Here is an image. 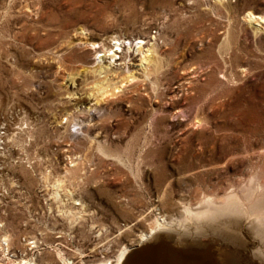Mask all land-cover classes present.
Segmentation results:
<instances>
[{
	"label": "rangeland",
	"instance_id": "1",
	"mask_svg": "<svg viewBox=\"0 0 264 264\" xmlns=\"http://www.w3.org/2000/svg\"><path fill=\"white\" fill-rule=\"evenodd\" d=\"M250 11L264 17V0H0V119L12 133L0 136V263L67 264L58 249L71 264L114 261L157 218L236 193L238 220L213 219L228 229L179 247L264 264L249 210L256 201L264 214V27ZM136 39L153 49L146 69ZM111 51L107 79H135L96 104L104 73L93 69Z\"/></svg>",
	"mask_w": 264,
	"mask_h": 264
},
{
	"label": "bare ground",
	"instance_id": "2",
	"mask_svg": "<svg viewBox=\"0 0 264 264\" xmlns=\"http://www.w3.org/2000/svg\"><path fill=\"white\" fill-rule=\"evenodd\" d=\"M217 1H223V0H217ZM246 18L251 23L252 22L257 23L256 24L257 28H263L264 27V17L263 16H258L255 13L250 11L247 13ZM78 40H80L81 42H84V43L88 42L86 40L85 36H80V38ZM112 40L115 42L116 50H118V51L121 50V52H122L123 48L121 47V44H120L121 39L119 37H114V38H112ZM136 42H137L136 51L141 53V56H140L141 66H143V64H144L145 66L143 67V69H146L147 65H149L152 61L153 49L148 48V49L144 50L143 41L140 39H136ZM96 43L97 42H90V44L92 46H95ZM108 49L110 50V48H108ZM109 58L111 59V62H109V65H104L101 62V55H99L97 57L98 63H97V65H95V68L93 69L94 72H98L99 74L104 73L102 78L100 80H98V82H96L95 86L93 87V91H94V94H95V97L97 100L96 104L99 102V100L104 101V99H107V98L110 99V97L115 96L121 90V88L123 86H125L127 83H129L135 79V75L133 72H127L126 74L121 76V78L116 82H112L111 80H108L107 74L110 70V67L112 66L111 64H112V62H115L117 59L116 51H111ZM67 119L68 118L66 117L65 120H67ZM0 136H1V133H0ZM0 146H1V144H0ZM71 167L73 168L74 165L72 164ZM66 174H68V169L66 170ZM66 174L64 173L62 180H56L53 184V187H54L53 188L54 189L53 194H54V198H56L57 200L60 198V195L62 194L61 190L63 188V183L65 180L64 178H65V176H67ZM2 182H3V180H2ZM3 184H4V182H3ZM247 192H249V193L246 194V197H245L246 199L250 198V190H247ZM63 196H64V198L66 196L69 197V199L71 198V200L74 201L73 204L81 207V209L84 208L86 205V203L81 198H76L75 196H73L72 191L66 190L65 195H63ZM208 198L210 199V197H208ZM208 198L207 199L205 198L206 202L202 201L203 203L205 202V204H206V206L202 209L194 210V208L193 209L191 207L186 208V206H185L184 207V208H186V211L184 213L185 216L182 219H178V221L175 220L173 222V220L171 221V219L168 221V219L166 220L165 218H162V217L157 218V220L155 221V224H153L154 226L150 229V231H148L147 233L144 232L141 235V238L139 241L142 243L140 245H138L135 248H133L129 245H125V246H123V248L121 249V251L119 252L118 256L115 258L114 261H109L110 259L109 260L107 259L108 261L106 260V262H103L102 264H218V262H216V254H214V251H197L196 249L190 248L189 246L179 247V245H181L179 242H181V243L183 241L187 242V241H185L186 238L184 237L186 235H189V236L190 235H203L202 237L206 238L207 235L206 236H204V235L207 232L209 234V231H212V233L213 232H222L223 230L228 229V227H226L222 222L216 223V225L214 227H211V222L213 219L216 220L217 218H221L225 215L229 216V214H230V216H233L231 214H235V217H236L237 215L239 216V214H241V215L244 214L245 211H247V210H244L245 207L243 206V202L241 201V199L238 197V194H236V193L227 194L225 200L222 202V204H220V206H217V204L215 205L214 201L209 200ZM253 204L254 205H251V202H250L249 210L253 211L255 213L254 214L255 219L253 218V220L258 222V225L256 224L257 226L255 227L253 225L254 224L253 223L251 230L253 232L259 233L260 235L264 236V219H263L264 214H262V212H261L262 215L259 214L260 210H261V207L260 208L258 207L259 202L255 201V203H253ZM64 213H66L67 216L69 218H71V220L73 218H76L75 215L77 214V212L73 213V211H69V212L64 211ZM235 217L233 216L234 219H235ZM252 217H253V215H252ZM238 219L239 218H237V220ZM185 221H186V223L183 224V222H185ZM246 226H248V225H246ZM234 229H236V228H234ZM228 231H224V232L227 233ZM170 233H176V236H177L176 238H177L178 242L175 241V245L177 244V246H175L172 243H169V241H166V240L163 241L165 239L166 234H170ZM213 234H215V233H213ZM190 237H192V236H190ZM202 239H204V238H202ZM8 240H9L8 235L4 234V236H2V242H3L4 246H2V247L6 248L5 251L9 250ZM151 240H153V241H151ZM199 240H200V238H199ZM237 240H238V238H237ZM206 244H207V242H206ZM188 245H190V244H188ZM208 245H209V243H208ZM223 248H224V246H223ZM226 248H225V250H226ZM58 252H59V255L64 259V261L67 264H71L69 259L62 256L61 251L59 249H58ZM226 253H228V252H226ZM23 261L26 264L31 262L29 260H23ZM221 262H222V259H221ZM0 264H7V263L1 262Z\"/></svg>",
	"mask_w": 264,
	"mask_h": 264
},
{
	"label": "built area",
	"instance_id": "3",
	"mask_svg": "<svg viewBox=\"0 0 264 264\" xmlns=\"http://www.w3.org/2000/svg\"><path fill=\"white\" fill-rule=\"evenodd\" d=\"M126 45V44H125ZM8 117V116H7ZM13 118V117H12ZM8 119H11V118H6V121H4V120H2V119H0V133H1V135L3 136L4 134H5V131H6V129L9 131V121H8ZM10 134H12L10 131H9V135ZM8 135V136H9ZM10 138L9 137H7V139H6V141L3 143V144H7L8 143V140H9ZM2 141L0 140V143H1ZM3 148V147H2ZM7 152V145L5 146V153ZM2 155H4V154H1L0 153V156H2Z\"/></svg>",
	"mask_w": 264,
	"mask_h": 264
}]
</instances>
